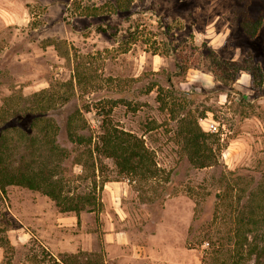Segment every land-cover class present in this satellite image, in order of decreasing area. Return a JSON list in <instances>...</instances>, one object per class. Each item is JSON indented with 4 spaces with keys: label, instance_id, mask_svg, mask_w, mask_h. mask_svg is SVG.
<instances>
[{
    "label": "rangeland",
    "instance_id": "1",
    "mask_svg": "<svg viewBox=\"0 0 264 264\" xmlns=\"http://www.w3.org/2000/svg\"><path fill=\"white\" fill-rule=\"evenodd\" d=\"M114 4L0 0V127L42 136L46 120L64 127L72 119L94 144L108 113L112 125L146 141L158 171L127 175L97 152L95 167L83 170L74 159H93L63 128L71 189L96 182L101 204L62 212L39 191L0 190V264H63L67 254L100 264H201L203 252L189 243L216 216L224 175L264 174V0ZM185 116L209 134L212 165L189 161Z\"/></svg>",
    "mask_w": 264,
    "mask_h": 264
},
{
    "label": "trees",
    "instance_id": "2",
    "mask_svg": "<svg viewBox=\"0 0 264 264\" xmlns=\"http://www.w3.org/2000/svg\"><path fill=\"white\" fill-rule=\"evenodd\" d=\"M114 2L117 9L125 8V0ZM155 86L158 85L154 84L153 87ZM153 87L149 89L152 90ZM158 90L160 95L162 87L158 86ZM159 100L162 107L166 108L165 99L159 96ZM108 116L105 113L101 132L94 144V136L80 133L72 119L64 127L51 119L46 120L42 136L37 135L38 130L34 127L31 132L0 127V190L5 191L7 187L16 185L39 191L50 197L62 212L80 214L99 206L101 199L96 182L82 192L71 189L73 172H69L66 166L71 153L58 140V134L63 128L70 142L87 148L85 152L93 159L91 164L83 163L77 156L74 163L80 164L81 169L95 167L94 153L97 152L113 158L121 173L128 175L150 171V175L154 177L158 166L152 155L153 150L142 137L112 125ZM182 122L181 133L185 137L189 161L199 168L212 165L213 157L205 150L209 134L204 131L199 119L185 116ZM87 128L84 125L80 130ZM12 132L17 137L11 135ZM13 141L21 149L13 150ZM224 176L227 186L215 194L216 216L209 222L212 227L224 226V231H218L219 235L208 232L207 228L210 226L204 221L198 228L197 235H193L189 246L203 252L201 264H264V174L257 178L249 170H229ZM237 179L245 181L247 187H241ZM62 263L100 264V260L92 256L80 260L74 254H67Z\"/></svg>",
    "mask_w": 264,
    "mask_h": 264
},
{
    "label": "built area",
    "instance_id": "3",
    "mask_svg": "<svg viewBox=\"0 0 264 264\" xmlns=\"http://www.w3.org/2000/svg\"><path fill=\"white\" fill-rule=\"evenodd\" d=\"M207 126H208V129L211 130V131H216L217 130V127H216V125L213 122H208Z\"/></svg>",
    "mask_w": 264,
    "mask_h": 264
}]
</instances>
